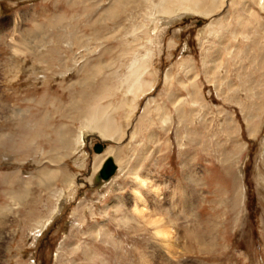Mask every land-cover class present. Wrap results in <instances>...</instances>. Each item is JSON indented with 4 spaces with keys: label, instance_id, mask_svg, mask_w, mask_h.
I'll list each match as a JSON object with an SVG mask.
<instances>
[{
    "label": "rangeland",
    "instance_id": "rangeland-1",
    "mask_svg": "<svg viewBox=\"0 0 264 264\" xmlns=\"http://www.w3.org/2000/svg\"><path fill=\"white\" fill-rule=\"evenodd\" d=\"M205 1L0 0V264H264V0Z\"/></svg>",
    "mask_w": 264,
    "mask_h": 264
},
{
    "label": "bare ground",
    "instance_id": "bare-ground-1",
    "mask_svg": "<svg viewBox=\"0 0 264 264\" xmlns=\"http://www.w3.org/2000/svg\"><path fill=\"white\" fill-rule=\"evenodd\" d=\"M179 2H177V4L175 3V2H173L172 4H176V7H179V6H177L178 5V3H180V7L182 6V7H185V8H183L185 11H184V13L185 12H188V13H191V14H193V15H197V16H204V15H208V14H210V11L209 10H205V8L201 11L200 10V6H203L202 4H204L205 5V0L203 1L204 3H202L201 1L202 0H178ZM165 2H166V0H161V3H160V5H157V7L156 8H158V9H160V13H161V11L163 12L164 10H165V6H164V4H165ZM170 2H172V0H168V4L170 3ZM213 2V1H212ZM167 3V2H166ZM214 3V2H213ZM215 3H216V1H215ZM120 6V5H119ZM155 6V5H154ZM167 6V5H166ZM191 6V7H190ZM211 6H213L214 7V5H212V3H211ZM172 7H173V5H172ZM179 7V8H180ZM209 8H211V7H209ZM207 9V8H206ZM212 10H213V8H212ZM154 11V10H153ZM176 11H177V9H176ZM205 11V12H204ZM108 12V11H107ZM110 12V11H109ZM115 12V11H114ZM181 12H183V11H181ZM207 12V13H206ZM159 13V14H160ZM163 13H165V12H163ZM171 13V12H170ZM187 13V14H188ZM114 14V13H113ZM109 15V14H108ZM108 15H107V17H108ZM161 15H163V14H161ZM166 15V14H165ZM169 14H167L166 16H168ZM115 16V15H114ZM117 16V15H116ZM158 16V15H157ZM175 16V15H174ZM110 17V16H109ZM162 17V16H161ZM172 17V16H171ZM177 17V16H176ZM113 18V17H112ZM115 18V17H114ZM149 18V17H148ZM158 18H159V16H158ZM163 18V17H162ZM160 19V18H159ZM157 20V19H156ZM165 20V19H164ZM171 20H172V18H171ZM161 22H163V21H161ZM170 23V22H169ZM168 23V24H169ZM161 24H163V23H161ZM166 24V23H165ZM164 24V25H165ZM224 28V27H223ZM34 49V48H33ZM132 81V80H131ZM135 84V83H134ZM134 84H132V86L134 85ZM131 86V85H130ZM130 86H128L129 87V89H130ZM140 86V85H139ZM137 87V86H136ZM138 89H139V87H138ZM96 112V111H95ZM92 114V113H91ZM105 115V114H104ZM89 116H87V118H88ZM91 117H93V115H91ZM104 116H102V118H103ZM105 117H106V115H105ZM179 117V116H178ZM95 118H96V116H95ZM107 118V117H106ZM90 119V118H89ZM247 119V118H246ZM100 120V118L98 119V121ZM102 120V122H104L103 121V119H101ZM96 119H94V120H92L91 119V121H89L92 125H93V127H91V129L94 131V132H96L97 133V135H98V137H92L93 139L94 138H97V139H99V136H100V139H101V141H103V142H107L110 138H108V132L106 133V128H102V127H100L101 125H104V124H102L101 123V125L99 126V125H95V124H99V122H98ZM166 121V120H165ZM89 123V124H90ZM94 123V124H93ZM104 123H106V120H105V122ZM86 125V124H85ZM106 125V124H105ZM105 125H104V127H105ZM109 125V124H108ZM89 126V125H88ZM87 126V127H88ZM98 126V127H97ZM89 128V127H88ZM114 128V127H113ZM112 130V129H111ZM113 132L115 131L114 129L112 130ZM116 133V132H115ZM113 134V133H112ZM84 135L85 134H83L82 132H80L79 134H78V136H77V139H76V141H75V143H76V146H81L82 144H83V139H84ZM107 136V138H105ZM110 137V136H109ZM113 137V135L111 136V138ZM99 139V140H100ZM68 140V139H67ZM110 155V154H109ZM108 157H110V156H108ZM107 156H106V158H108ZM106 158L104 159V161L106 160ZM102 161V160H101ZM103 161V162H104ZM103 164V163H102ZM117 164V163H116ZM102 166V165H101ZM57 168V167H56ZM101 168V167H100ZM98 169V168H97ZM119 169V168H118ZM100 170V169H99ZM98 170V171H99ZM46 173V172H45ZM45 173H43V174H45ZM58 174H59V172H58ZM58 174L57 173H54V172H48L47 174H45L46 176H45V183H48V182H51L52 180H54V178H56L57 176H58ZM63 178V177H62ZM136 183L135 184H137V186L140 188H148V186H149V184H150V182L149 181H147V179H140V178H137V180L135 181ZM45 186V185H44ZM118 188V187H117ZM59 195V194H58ZM61 195V194H60ZM133 200H134V202H139V204H141V206L142 207H144V203H145V201H144V199L140 196V194L137 192V190L136 191H134V193H133ZM137 204V203H136ZM135 207V209H136V206H134ZM134 207H133V209H134ZM134 209V210H135ZM9 210V209H8ZM136 212H135V214H137L139 217H141L142 219H144L143 221H145V223H146V225H148L149 227H153L154 228V230H155V235H156V237L160 240V241H163L164 243H166V249L165 250H167V254H172V252H171V250H169L171 247H170V245L168 244L169 242H170V239H174V237L171 235V233H170V228H169V224L171 223V220L169 219V218H166V217H164V216H162L160 213H158V212H150V213H148L147 214V212H145V210L143 211V209L142 208H137L136 210H135ZM7 212V211H6ZM6 212H4V213H6ZM11 213V212H10ZM133 215V214H132ZM137 216V217H138ZM2 218V220L0 221V227H2V224H3V221H5V215H4V217L2 216L1 217ZM116 219V218H115ZM169 219V220H168ZM142 221V220H141ZM6 222V221H5ZM126 223V222H125ZM45 227V226H44ZM102 229V228H101ZM170 229V230H169ZM93 232V231H92ZM96 234V233H95ZM4 235V234H3ZM3 238V237H2ZM2 238H0V241H2ZM177 239V238H176ZM162 242V243H163ZM164 246V245H163ZM165 248V247H164ZM163 249V248H162ZM1 250V249H0ZM87 251V250H86ZM151 252V251H150ZM174 252V251H173ZM85 253H87V252H85ZM90 253V252H89ZM92 253V252H91ZM90 253V254H91ZM175 253V252H174ZM88 255V254H87ZM94 255V254H93ZM93 255H91V256H93ZM95 257V256H94Z\"/></svg>",
    "mask_w": 264,
    "mask_h": 264
},
{
    "label": "water",
    "instance_id": "water-1",
    "mask_svg": "<svg viewBox=\"0 0 264 264\" xmlns=\"http://www.w3.org/2000/svg\"><path fill=\"white\" fill-rule=\"evenodd\" d=\"M97 139V138H95ZM99 142L95 143L92 147V151L96 155H100L105 151L106 142L97 139ZM118 167L112 157L106 158L103 162L100 170L94 176L93 186L95 188H101L104 184H107L117 173Z\"/></svg>",
    "mask_w": 264,
    "mask_h": 264
},
{
    "label": "crops",
    "instance_id": "crops-1",
    "mask_svg": "<svg viewBox=\"0 0 264 264\" xmlns=\"http://www.w3.org/2000/svg\"><path fill=\"white\" fill-rule=\"evenodd\" d=\"M105 158H106V157H105ZM105 158H104V159H105ZM104 159L101 161V165H102ZM101 165H99V167H98V169L96 170V172H98V170L100 169ZM96 172H95V173H96Z\"/></svg>",
    "mask_w": 264,
    "mask_h": 264
}]
</instances>
